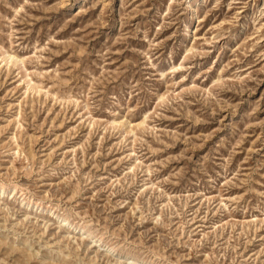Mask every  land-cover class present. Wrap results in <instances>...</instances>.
<instances>
[{"label":"rangeland","instance_id":"374dc122","mask_svg":"<svg viewBox=\"0 0 264 264\" xmlns=\"http://www.w3.org/2000/svg\"><path fill=\"white\" fill-rule=\"evenodd\" d=\"M0 264H264V0H0Z\"/></svg>","mask_w":264,"mask_h":264}]
</instances>
